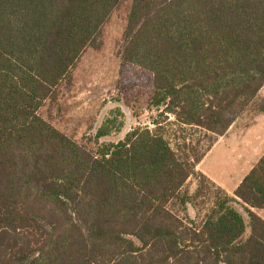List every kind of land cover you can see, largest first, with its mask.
I'll return each mask as SVG.
<instances>
[{
  "label": "trees",
  "instance_id": "obj_1",
  "mask_svg": "<svg viewBox=\"0 0 264 264\" xmlns=\"http://www.w3.org/2000/svg\"><path fill=\"white\" fill-rule=\"evenodd\" d=\"M124 1L0 0V264H264V155L230 196L161 125L204 132L208 152L264 116V0H130L117 90L127 108L143 90L153 129L100 142L123 126L107 118L80 144L40 116Z\"/></svg>",
  "mask_w": 264,
  "mask_h": 264
},
{
  "label": "rangeland",
  "instance_id": "obj_2",
  "mask_svg": "<svg viewBox=\"0 0 264 264\" xmlns=\"http://www.w3.org/2000/svg\"><path fill=\"white\" fill-rule=\"evenodd\" d=\"M129 6L130 0H126L112 14L95 46L84 52L72 70L71 82L60 86L56 99L46 102L39 112L40 116L57 131L80 144H84L92 138L107 118L116 117L123 126L119 132L112 133L109 137L101 139L100 142L117 143L126 133L136 127L154 128L152 122L156 118V112L147 106L143 90L140 88H136L139 92H136V89L133 90L136 100H132L130 108L120 104L123 94L118 93L117 90L118 82L122 79L119 74L118 54ZM260 97L264 98V91ZM119 107L124 110V116L117 115L116 111ZM256 117H261L260 119L263 121V115ZM256 117L247 113L223 137L213 136L215 145L213 144V148L211 147L208 152L206 151L210 147V139L205 136L204 132L196 128L170 126V123L174 121L173 117L161 125L164 128L165 138L177 151L180 158L188 157L191 161L205 154L202 166H196L197 172L204 171L215 180L216 184L222 187V174L231 173L234 175L232 178H235L239 173L237 166L232 167L230 158L240 146V138L248 136L247 132ZM220 138L221 140L215 143ZM183 139L188 140L187 143H192L193 152L184 148ZM215 183L213 184L218 187ZM198 185L197 178L191 177L184 190L189 195H193ZM225 185L224 183V187ZM210 200L209 194L201 195L198 198L195 209L199 218L203 217L209 207ZM170 209L175 211L176 207L170 206ZM179 217H182V214H179Z\"/></svg>",
  "mask_w": 264,
  "mask_h": 264
},
{
  "label": "crops",
  "instance_id": "obj_3",
  "mask_svg": "<svg viewBox=\"0 0 264 264\" xmlns=\"http://www.w3.org/2000/svg\"><path fill=\"white\" fill-rule=\"evenodd\" d=\"M263 91L264 87L260 91V94L263 93ZM260 118L261 117L255 118L254 123L252 124V126H250L249 132H247L248 136L240 138V146L237 147V150L233 152L234 155H232L230 158L232 167L237 166V169L239 170V173L235 178H232L233 174L231 173L222 174L223 186L220 187L215 183V180L210 178V176H208L204 171L200 172L230 196L232 195L233 191L239 186L242 179L256 166L258 161L264 155V118L263 121H261ZM229 130H231V128ZM220 140L221 138L215 143ZM204 157L197 166H202ZM224 183L226 184L225 187ZM257 214L264 220V210L258 211Z\"/></svg>",
  "mask_w": 264,
  "mask_h": 264
}]
</instances>
